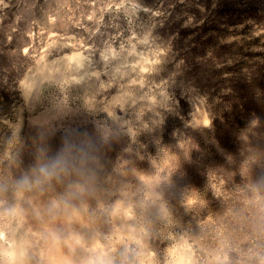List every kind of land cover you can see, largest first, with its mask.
Masks as SVG:
<instances>
[{
  "label": "rangeland",
  "instance_id": "rangeland-1",
  "mask_svg": "<svg viewBox=\"0 0 264 264\" xmlns=\"http://www.w3.org/2000/svg\"><path fill=\"white\" fill-rule=\"evenodd\" d=\"M0 200L28 264H261L264 0H0Z\"/></svg>",
  "mask_w": 264,
  "mask_h": 264
},
{
  "label": "clouds",
  "instance_id": "clouds-1",
  "mask_svg": "<svg viewBox=\"0 0 264 264\" xmlns=\"http://www.w3.org/2000/svg\"><path fill=\"white\" fill-rule=\"evenodd\" d=\"M59 161L40 164L33 170L31 177H21L16 181L17 188L39 186L45 181H51L56 175ZM23 219L21 212L15 206H5L0 200V264H28L30 240L22 234ZM66 264H74L72 260ZM80 264H113L112 259L104 252H93L80 261ZM180 264H192L191 260L180 261ZM264 264V261H261Z\"/></svg>",
  "mask_w": 264,
  "mask_h": 264
},
{
  "label": "bare ground",
  "instance_id": "bare-ground-1",
  "mask_svg": "<svg viewBox=\"0 0 264 264\" xmlns=\"http://www.w3.org/2000/svg\"><path fill=\"white\" fill-rule=\"evenodd\" d=\"M141 56V55H140ZM77 81H79V79L77 80ZM29 83V82H28ZM26 87V86H25ZM28 87V86H27ZM45 127H47V126H45ZM68 212V211H67ZM73 212V211H72ZM75 217V216H74ZM71 219V218H70ZM73 221V220H72ZM73 225V224H72Z\"/></svg>",
  "mask_w": 264,
  "mask_h": 264
}]
</instances>
